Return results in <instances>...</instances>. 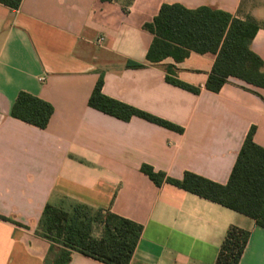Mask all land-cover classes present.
Returning <instances> with one entry per match:
<instances>
[{"label": "crops", "instance_id": "0c3cea01", "mask_svg": "<svg viewBox=\"0 0 264 264\" xmlns=\"http://www.w3.org/2000/svg\"><path fill=\"white\" fill-rule=\"evenodd\" d=\"M164 4L255 18L262 28L252 50L264 62V0L0 5V216L6 218H0V264L52 261V243L37 234L47 204L110 210L141 225L130 264H216L231 226L251 234L240 264H264V228L255 220L174 185L157 186L142 171L148 165L174 180L192 173L226 185L252 129L254 143L264 148V89L231 78L218 93L207 90L212 53H191L180 63L147 61L154 36L144 26ZM100 78L107 97L181 131L91 108ZM22 92L53 106L46 129L11 116ZM97 228L100 237L103 226ZM69 264L104 263L75 253Z\"/></svg>", "mask_w": 264, "mask_h": 264}, {"label": "trees", "instance_id": "16d2710c", "mask_svg": "<svg viewBox=\"0 0 264 264\" xmlns=\"http://www.w3.org/2000/svg\"><path fill=\"white\" fill-rule=\"evenodd\" d=\"M23 0H0V5L17 10ZM110 3L114 0H100ZM262 28L253 17L246 20L233 18L229 13L209 7L188 9L181 4H164L158 16L144 26L154 36L147 61L158 64L168 58L180 63L191 53H212L217 56L206 89L218 93L235 78L264 89V62L252 50V42ZM128 66L141 67L137 63ZM173 74L174 69L168 68ZM167 81L177 87L199 93L171 76ZM89 106L114 118L129 121L143 118L168 129H181L167 121L137 110L107 97L100 78L89 100ZM54 108L51 104L20 93L12 107L11 116L25 123L46 129ZM250 131L226 185H220L192 173L183 180H174L165 173L156 172L144 165L142 171L157 185H174L234 212L255 220L264 228V148L253 141ZM0 218L6 220V218ZM102 225L100 237L94 236L96 226ZM143 233L136 222L104 210H94L87 205L75 204L70 210L47 204L39 222L37 234L52 243L54 258L48 264H69L75 253L104 264H130ZM250 232L231 226L220 247L216 264H240L250 240Z\"/></svg>", "mask_w": 264, "mask_h": 264}, {"label": "rangeland", "instance_id": "374dc122", "mask_svg": "<svg viewBox=\"0 0 264 264\" xmlns=\"http://www.w3.org/2000/svg\"><path fill=\"white\" fill-rule=\"evenodd\" d=\"M99 231V228H97V226L94 229V233H97Z\"/></svg>", "mask_w": 264, "mask_h": 264}, {"label": "built area", "instance_id": "2783aa9c", "mask_svg": "<svg viewBox=\"0 0 264 264\" xmlns=\"http://www.w3.org/2000/svg\"><path fill=\"white\" fill-rule=\"evenodd\" d=\"M103 41H104V39H101V40H100V42H103ZM42 80H43V79H42Z\"/></svg>", "mask_w": 264, "mask_h": 264}]
</instances>
